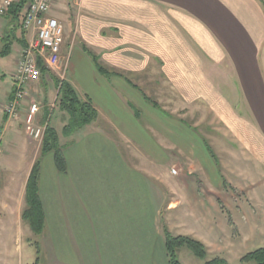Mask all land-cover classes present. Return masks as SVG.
Wrapping results in <instances>:
<instances>
[{
  "label": "crops",
  "instance_id": "obj_1",
  "mask_svg": "<svg viewBox=\"0 0 264 264\" xmlns=\"http://www.w3.org/2000/svg\"><path fill=\"white\" fill-rule=\"evenodd\" d=\"M263 4L54 0L47 15L63 26L59 66L26 85L13 119L2 108L34 30L0 14V140L23 161L13 173L0 161V264L33 258L21 212L37 158L47 264H168L164 226L218 257L264 244ZM91 54L112 73H100ZM53 77L97 110L58 139L62 171L40 142L33 149L24 123L37 96V122L56 130L54 111V124L66 122Z\"/></svg>",
  "mask_w": 264,
  "mask_h": 264
},
{
  "label": "trees",
  "instance_id": "obj_2",
  "mask_svg": "<svg viewBox=\"0 0 264 264\" xmlns=\"http://www.w3.org/2000/svg\"><path fill=\"white\" fill-rule=\"evenodd\" d=\"M25 2L26 0H21L20 3H14L7 11V14L11 15L13 22H16V26L20 28V17ZM7 46L8 44L5 43L1 53L7 49ZM91 56L100 73L103 75H110L112 73L107 67L101 65L97 61L95 55L91 54ZM39 65L42 73H45L48 70L46 66L42 64V62H39ZM53 81L58 89L54 104L56 103L57 107L61 111H64L68 117L66 120L67 123L63 127V132L65 135H69L80 127L96 120L97 110L88 97L81 98L75 89L64 80L53 77ZM48 152L53 153L57 168L61 171L65 170V160L62 153V148L58 141V135L55 129L49 125L46 126L40 143V153L45 154ZM39 166L40 160L37 158L33 163L26 181L24 207L21 212V219L28 226L34 238L32 241H30L36 253L35 260L32 264H38L41 245L36 236L39 238L44 230L45 225L43 207L38 191ZM163 235L168 264H180L177 252L181 246H186L196 257L203 259V264H225V260L218 256L206 259L205 246L193 237L185 235H173L164 228ZM240 259L242 262L264 264V247H259L249 251L245 253Z\"/></svg>",
  "mask_w": 264,
  "mask_h": 264
},
{
  "label": "built area",
  "instance_id": "obj_3",
  "mask_svg": "<svg viewBox=\"0 0 264 264\" xmlns=\"http://www.w3.org/2000/svg\"><path fill=\"white\" fill-rule=\"evenodd\" d=\"M21 0H0V14H7L9 7ZM54 0H26L21 12L20 25L24 31L34 30L33 38L20 53L12 74V94L3 106L6 118L13 119L19 114L26 98L27 84L39 81L41 68L39 62L48 69L59 66L60 49L63 43V26L54 17L47 15ZM42 106L38 100H31L27 106L24 123L28 136L41 143L47 122L39 123L36 116ZM1 146V140H0ZM1 150V148H0ZM174 173L175 170L172 169Z\"/></svg>",
  "mask_w": 264,
  "mask_h": 264
},
{
  "label": "rangeland",
  "instance_id": "obj_4",
  "mask_svg": "<svg viewBox=\"0 0 264 264\" xmlns=\"http://www.w3.org/2000/svg\"><path fill=\"white\" fill-rule=\"evenodd\" d=\"M261 58H262L261 70H262V77H263V80H264V46H263V48L261 50ZM57 73L59 74V73H61V71H59V69H58ZM33 83H36V82H33ZM43 96H44V94H43ZM52 97H53V95L50 98H52ZM33 100H38V101L42 102V100L40 98H38V96L34 97ZM56 114H57V111H54L53 113H51V115H52L51 121L54 122V123H55V120H56V117H57ZM54 123H53V125H55V127H56L55 131H56V133L58 135V139L64 141L65 140V136H68V135H65L64 132H63V127L65 126V124L67 122L62 124L61 127L57 126ZM26 133H27V131H26ZM34 141L35 142H32V145H33V149L36 151L39 146H37V143H36L37 141L36 140H34ZM5 142H6V138H4L3 140L1 139L0 161L4 162L7 165V167H9L12 170V173H13L14 169H17L16 168L17 165L21 166L23 161H22V158H20L19 149L13 148V147L5 148L4 147V143ZM59 142H61V141H59ZM17 161H21V164H17ZM164 229H166L165 226H164ZM166 230L168 231V229H166ZM29 233H31L30 230H29ZM44 234H45V229L43 230V232L41 233L39 238L36 236V238L38 239V241H39V243L41 245L38 264H47V261L45 260V256H44L43 251H42V244H41L42 237L44 236ZM23 237L25 238V236L22 235V238ZM28 237L29 238L26 239V242H27V246L31 247V250L32 249L34 250L33 258H31V259L30 258H28V259L25 258V260L20 258L18 260V264H32L34 262V260H35V257H36L35 249H34V247L32 246V244L30 242V241H32L34 239L33 236H32V233ZM259 247H264V244L263 243L262 244L252 243V244H248V245L243 244L242 247H241V251H239V252H241V255H240V257L238 259L233 258V255H231V256L227 255L228 253H222V255H220L219 257L223 258L225 260V264H253L251 262H248V263L247 262H242L240 258L245 253H247L249 251H252V250H254L256 248H259ZM205 250H206V257H205L206 259L217 257V256L211 255V253H208L206 248H205ZM239 252H237V250L235 251L236 256L239 254ZM20 253H21V249L20 248H18V249L16 248L15 255H16L17 259H18L19 256H21ZM235 254H234V256H235ZM12 255H14V253H12ZM177 255H178V259L181 261L182 264H197V263L198 264H203V262H204L203 259L196 257L192 253V251L189 248H187L186 246H181L178 249Z\"/></svg>",
  "mask_w": 264,
  "mask_h": 264
}]
</instances>
